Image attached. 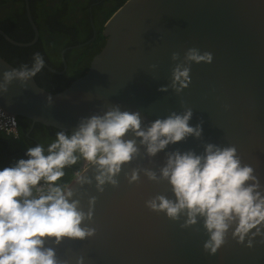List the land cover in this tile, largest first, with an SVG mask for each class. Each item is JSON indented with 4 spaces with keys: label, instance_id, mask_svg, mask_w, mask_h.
Returning <instances> with one entry per match:
<instances>
[{
    "label": "water",
    "instance_id": "95a60500",
    "mask_svg": "<svg viewBox=\"0 0 264 264\" xmlns=\"http://www.w3.org/2000/svg\"><path fill=\"white\" fill-rule=\"evenodd\" d=\"M102 36L103 45L87 70L68 87L52 93L35 77L24 84L13 80L0 93L1 111L28 119L31 128L38 123L71 132L81 118L112 106L138 111L142 126L190 108L189 124L199 125L201 135H189L149 156L139 138L128 133L126 138L136 139L138 152L121 166L117 184L105 183L102 191L96 188L95 166L84 167L81 160L75 173L91 183L80 184L72 177L67 184L85 213L89 198H95L91 219L82 222L94 234L83 240L64 238L59 244L46 239L45 246L67 264L81 257L84 264H264L259 237L249 248L237 243L229 229L224 244L209 254L203 249L208 235L202 219L181 227L183 217L172 220L149 209L145 202L152 197H173L166 180H149L143 171L150 169L159 177L167 153H201L206 143H214L234 146L242 164L252 166L264 185V0H125L104 22ZM193 47L210 52L213 59L190 62V82L177 93L170 86L172 68ZM174 52L177 61L171 59ZM11 67L0 57V75ZM162 86L167 90L160 91ZM133 169L138 179L129 183Z\"/></svg>",
    "mask_w": 264,
    "mask_h": 264
},
{
    "label": "clouds",
    "instance_id": "9594fccd",
    "mask_svg": "<svg viewBox=\"0 0 264 264\" xmlns=\"http://www.w3.org/2000/svg\"><path fill=\"white\" fill-rule=\"evenodd\" d=\"M171 59L177 61V53H172ZM212 59L208 51L188 48L182 62L172 68L170 86L180 93L190 82L189 63H211ZM43 66V57L35 52L31 64L3 71L0 93L6 92L13 80L24 84L32 79ZM166 90L165 86L160 88ZM191 116L187 108L142 126L138 111L112 106L102 114L81 118L71 132L57 130L46 144L26 146L23 156L0 167V264H67L57 259L54 248L45 246V240L59 244L64 238L92 236L95 230L82 222L91 219L95 198H89L87 213L81 210L79 200L72 199L70 185L57 183L65 176V168L78 160L86 161L95 166L98 191L105 183L115 186L121 166L138 152L136 139L126 138L128 133L139 138L146 153L153 156L189 135H201L199 125L189 124ZM8 118L16 121V132L7 135L0 131L14 138L18 135L17 119ZM143 171L149 180H166L173 197L156 195L145 202L146 206L172 220L183 217L181 227L202 219L208 235L203 249L209 254L224 244L229 229L232 238L246 247L251 248L256 237L264 242V185L252 166L242 164L234 146L206 143L201 153L175 150L166 154L159 177L150 169ZM127 179L129 183L137 181L138 171L133 169ZM74 181L91 183L79 171ZM76 264H84L83 258Z\"/></svg>",
    "mask_w": 264,
    "mask_h": 264
},
{
    "label": "trees",
    "instance_id": "16d2710c",
    "mask_svg": "<svg viewBox=\"0 0 264 264\" xmlns=\"http://www.w3.org/2000/svg\"><path fill=\"white\" fill-rule=\"evenodd\" d=\"M125 0H29V6L33 21L39 31L36 44L32 47H17L8 43L7 50H2L0 56L14 67L21 64H31L32 55L42 51L41 56L52 68L60 70L48 61L53 54L59 55V51L83 42H89L79 48H69L64 53L67 64L65 72L53 74L47 72L43 79L36 74L35 81L43 89L55 93L68 87L77 77L83 75L87 70L92 56L102 47L104 37L102 36L103 24L111 14L122 5ZM9 3L11 0H4ZM0 4L2 1L0 0ZM87 6L92 7L91 19L84 13ZM63 8V9H62ZM72 14V19L67 15ZM81 12V17L75 20V13ZM97 26V36L92 38L90 21ZM23 28V26H21ZM15 39L21 41L24 34L16 33ZM22 36V37H19ZM47 59V60H46ZM46 71L45 69H41ZM42 79V80H41ZM31 122L26 118H17V136L14 138L6 136L0 131V167L7 166L12 160L23 156L25 147L37 142L47 143L54 138L57 129L46 127L35 123L30 129ZM27 134V135H26ZM81 160L76 164L65 168V176L57 183H68L78 170Z\"/></svg>",
    "mask_w": 264,
    "mask_h": 264
},
{
    "label": "flooded vegetation",
    "instance_id": "af4514ba",
    "mask_svg": "<svg viewBox=\"0 0 264 264\" xmlns=\"http://www.w3.org/2000/svg\"><path fill=\"white\" fill-rule=\"evenodd\" d=\"M1 1H2V4H0V52L2 50H7L8 48H10L8 46V43L9 44H12V43H10L7 39H10L16 43H23V44L28 43L29 44L28 46H17V47H32V46H34L38 40L39 31H38V29L35 25V22L33 21V18H32L31 9L29 6V0H11V2H9V3H4L3 2L4 0H1ZM84 13L87 14V16H89V18L91 19V15L93 16L92 7L87 6V8L84 9ZM67 15L72 19V14L70 11H68ZM80 17H81V12L75 13V20L77 18H80ZM21 26H23V28ZM90 26L92 28V38L94 35L96 37L97 36V27L99 26V24H97V26H96L92 20V23L90 21ZM36 31H37V39L35 40ZM16 33H18V34L23 33L25 38H22L21 41L15 39L14 37H17ZM19 37H22V36H19ZM95 37H94V39H95ZM91 39H90V42H91ZM84 43H86V42H84ZM12 45H14V44H12ZM14 46H16V45H14ZM71 47L72 46H70L68 48H64L63 50L59 51V55L53 54L52 56H50L48 58V61L50 63H52L55 67H57V68L61 67L60 70L59 69L56 70V69L52 68L51 65L45 61H44V65L51 67L52 69H54L56 71L65 72L67 64L65 62V59L61 57V54L63 52V55H64L66 50L71 48ZM39 51H40L39 53H42L41 50H39ZM42 69H45L46 71L40 70L36 74L39 73L40 76H42V78L45 79L47 72H51V71L47 70L45 67H42ZM63 72H61L59 74H62ZM53 74H55V73H53ZM30 129H31V125H30Z\"/></svg>",
    "mask_w": 264,
    "mask_h": 264
},
{
    "label": "built area",
    "instance_id": "2783aa9c",
    "mask_svg": "<svg viewBox=\"0 0 264 264\" xmlns=\"http://www.w3.org/2000/svg\"><path fill=\"white\" fill-rule=\"evenodd\" d=\"M1 111V109H0ZM4 113V112H3ZM8 117H12L9 116L7 114L4 113L0 114V129L5 131L7 134H14L16 132V121L15 123H12ZM90 165L85 161V166Z\"/></svg>",
    "mask_w": 264,
    "mask_h": 264
},
{
    "label": "bare ground",
    "instance_id": "6f19581e",
    "mask_svg": "<svg viewBox=\"0 0 264 264\" xmlns=\"http://www.w3.org/2000/svg\"><path fill=\"white\" fill-rule=\"evenodd\" d=\"M7 134V133H6ZM8 135V134H7Z\"/></svg>",
    "mask_w": 264,
    "mask_h": 264
}]
</instances>
